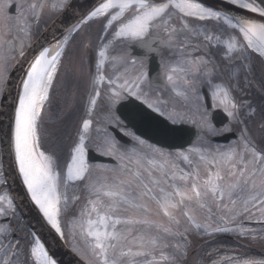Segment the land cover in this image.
Returning <instances> with one entry per match:
<instances>
[{"label": "snow or ice", "instance_id": "6c2138e0", "mask_svg": "<svg viewBox=\"0 0 264 264\" xmlns=\"http://www.w3.org/2000/svg\"><path fill=\"white\" fill-rule=\"evenodd\" d=\"M221 3L223 8L217 10L199 0H96L86 19H105L101 40L107 42H101L94 53L97 59L87 118L83 119L71 148L63 177L57 170L56 158L39 149V124L69 37L44 47L29 64L14 108L10 155L30 200L59 237L65 235L62 215L70 203L69 188L73 190L72 203L79 199L77 191L86 193L72 228L74 237L78 230L88 249L89 264H179L180 257L186 255L190 232L207 236L228 233L253 241L264 240V228L257 237L256 230L243 227L239 219L243 216L264 223V150H257L247 127L241 130L238 142L230 146L214 147L206 139L232 133L234 123H243L241 109L250 107L246 102H237L233 92H244L245 86H251L244 74L250 71L248 53L264 56V22L235 15L230 10L235 7L264 18V0ZM14 4L17 16L22 18L20 31L28 34L23 5L15 0H0V14L7 15ZM46 6V0H41L39 7L33 2L27 10L38 18ZM67 6L68 0L51 4L54 10ZM177 18L178 24L173 22ZM192 19L222 27L214 32L191 24ZM109 35L111 39H107ZM118 41L128 49L141 50L144 56H132L127 50L110 56V48ZM194 41H202L203 49L201 43ZM221 46L223 66L208 56L209 48ZM162 49H167L175 59L161 60L156 76L150 77L147 57L162 56ZM198 51L204 54L192 55ZM20 55H24L23 51ZM106 63L114 71L124 66L123 71H115L108 78L103 74ZM128 64L133 69L138 66L134 76L128 75ZM6 71L7 56H0V92L7 86ZM224 71L229 73L227 83L220 76ZM217 79L221 82L215 83ZM104 83L109 89L104 96L103 119L130 139L131 146L121 143L109 127L93 129V112L101 97L99 86ZM154 84L171 89L185 102L186 109L178 111L159 95L153 99ZM203 89L210 93L211 111L203 99ZM217 109L226 113L228 119L222 127L213 123L212 112ZM187 124L199 129L197 138L201 143L174 152L150 143L129 127L142 126L146 130L144 135L164 141L181 134ZM260 127L264 130V125ZM90 149L100 156L114 158L117 163L90 164ZM2 169L0 164V185L5 183ZM93 170L101 173L95 180L90 179ZM77 182H82V188L76 187ZM13 199L7 192L0 194V217L9 220L0 225V264H57L40 236L14 235L16 229L10 222L15 216ZM213 209L227 213L218 217L219 225L215 226ZM29 236L25 255L21 241ZM181 238L184 243H177ZM72 250L79 252L75 247ZM239 264H264V260L247 258Z\"/></svg>", "mask_w": 264, "mask_h": 264}, {"label": "water", "instance_id": "95a60500", "mask_svg": "<svg viewBox=\"0 0 264 264\" xmlns=\"http://www.w3.org/2000/svg\"><path fill=\"white\" fill-rule=\"evenodd\" d=\"M205 5L213 4L214 6L223 8V4L221 0H199ZM94 1L88 0H72L67 9L49 26V28L43 33V35L35 42V44L28 50L26 54L23 55L18 64L13 68L12 72L7 81V86L5 88L1 105H0V145H1V153H2V161H3V171L5 175L6 182L8 184L11 196L14 198L13 201L15 206L20 213L21 217L28 225L30 231L40 236L42 242L45 243V246L49 249V254L53 256L54 259L57 260V264H88L84 261L80 256L75 254L70 248L67 247L63 239H58L53 237L47 230V228L43 225L41 220L35 214L33 208L30 203L24 196L23 190L17 180V176L15 173L13 158L10 155V139L9 133L11 130V103L13 94L18 84L19 78L25 66L28 62L56 35L63 33L64 37L68 36L71 31L75 28L78 23V18L81 14L93 4ZM15 5L10 8L9 12L14 13ZM228 10V9H225ZM230 11H234L236 13H245L244 10H237L233 7ZM252 19H262L258 15H250ZM40 16V15H39ZM250 18V19H251ZM15 42L19 52L22 51L23 43L22 41L15 37ZM90 62H91V72L92 76L94 75V54L93 52L90 54ZM155 86V84H154ZM92 90V83L90 88V93ZM90 96V94H89ZM88 96V98H89ZM207 105L209 106V110H211V103L207 99ZM118 113L120 114V110L118 109ZM222 111H215L213 114V119L216 121V118H220L222 115ZM224 115V114H223ZM123 118V116H121ZM127 122V121H126ZM129 127L133 128L139 135H142L146 139L155 142L164 147H169L172 149L185 148L189 146L192 141L198 136L199 131H197L193 127L183 126L184 131L178 136L169 138L167 140L161 141L159 138L152 137L150 135H144L145 128L142 126L133 127L129 125ZM89 162H108V159H105L101 156L96 155L93 151H89Z\"/></svg>", "mask_w": 264, "mask_h": 264}, {"label": "rangeland", "instance_id": "374dc122", "mask_svg": "<svg viewBox=\"0 0 264 264\" xmlns=\"http://www.w3.org/2000/svg\"><path fill=\"white\" fill-rule=\"evenodd\" d=\"M15 2L23 5L22 11L24 12V15L27 16V18H28V24H29V29H30L31 19L33 16L27 10V6L33 2L37 3V0H15ZM57 2H58V0H52L51 3L53 4V3H57ZM49 11H50V13H46L44 16V25H45L46 21L53 19L62 10H54V9L50 8ZM178 15L179 14L177 13V17H178ZM102 20H103V18L100 20H97L99 22V24L92 27V28H88V29L101 31L102 30V25H101ZM192 20H194L195 22L198 23L195 25L207 27L209 30L214 31V32H217L218 29L222 27V26L216 25L214 22H211V21L200 22V21H197L195 19H192ZM173 22L178 24L179 23L178 18L175 19ZM14 24H16V31L23 33V31H20V27L22 26V18H19L18 16H9L8 11H7V15L0 14V56H7V71L4 73L7 80H8V77H9L11 70L13 69V67L15 66V64L17 63V61L19 59V54L15 50L14 42L10 36L8 37V35L12 31L11 26H14ZM44 25L41 26V28H44ZM88 32H89L88 30L83 32L80 35V38L82 39L85 35H87ZM20 37L25 42V46L30 44L29 32H28V34H22ZM111 38L112 37H110V39ZM195 42H202V41H195ZM86 44L88 45L87 41H85V43L83 45L82 52L80 53L81 55H84L85 57L87 56V52H88V47H85ZM122 44H123V42H120V41L116 42L115 45H118V47L115 48V51L117 50V48L118 49L121 48ZM221 48H222V46H221ZM110 49H112V48H110ZM121 52H123V51H121ZM121 52H118V50H117V52H114L113 54H119ZM249 54H250V52L248 53L249 60L247 61V67L250 69V71L245 72L244 74L245 75L250 74V77H248L249 81H251V83L254 82V84L257 85L256 88H258V89H256L253 85L254 89L253 88L252 89L254 91L255 96H252L253 99H252V103L250 104V107H248V109L243 108L241 110L240 116L245 121H248L249 123H250V120H252V128L254 129L256 136L260 139L259 143H261L262 146L264 147V130H262L260 127L261 125H264V113H263V109H264V66L259 60H257L255 55L252 54L253 59H254V60H252L250 58V56H252V55H249ZM77 55H78L77 51H75L74 48L71 49L67 54V58H69L68 63H66V64L64 63L62 73L60 76V80H59L58 84L56 85V89H55L56 94L61 96V97H59V99H61V98L63 99V96H66L71 92V91L68 92L65 89V84L68 85V81H69L66 79V77L69 76V78L73 79L75 82L76 78L80 75L78 72L79 71L84 72V70H86V68L83 67V64L81 62L74 64V58L73 57H77ZM256 61H258V62H256ZM64 78L66 79L67 83H66ZM63 79H64V82H63ZM227 82H229V81H227ZM72 89H74V88H70V90H72ZM2 93L3 92H0V100L2 97ZM253 109H254V111H253ZM43 125H46V123L43 122ZM51 125H53L52 129H54V130L57 128H60V125L58 122H56L55 124L52 123ZM41 126L42 125H39V136H40V132H41ZM39 141H40V138H39ZM237 142H238V140L235 142H232L228 146L235 144ZM200 143H201V141H199L197 143V145ZM211 145L213 146V144H211ZM39 149H40V147H39ZM78 184H79V182H77L76 187L81 188L82 186H80ZM78 192L79 191H77L76 194ZM68 194H69L70 203H69L68 208L64 211V213L62 215L63 228H64V231L66 232V234L68 236V241H69V244L71 245L72 249L74 247L78 248L79 252H76V253L80 257H82L85 261H87L89 263L91 256L88 252V249H87L86 245L84 244L82 238L78 235V230H77V235L74 237L73 228H72L73 220H74V218L79 216V210L83 206V204L85 203V199L81 198V196H79V199L77 201H75V203H72L71 197L73 195V190L71 187L69 188ZM213 212H214V214H218L220 216L221 215H227V213L217 212L215 209H213ZM217 219H218V217H217ZM239 219L241 221H243V224H242L243 227L255 229L257 237H259L261 235L260 229L264 228V226H262V225L252 226V222L256 221L255 219L248 220L243 216H241ZM247 222H250V223H247ZM217 225H219V222L217 223ZM219 235L220 236H230V237L236 238L237 243H238V247H242L244 250L247 251V254L244 255L245 254L244 250L237 251L238 254L236 253L235 250H233V254L230 257L225 258V259L229 258V260L232 261L231 262L232 264H239V262L243 259L254 258L251 255H249L250 251L245 248V247H247L245 245L249 244V246H250V243H246L244 238L239 237L235 234H227V233L219 234ZM226 240H228V239H226ZM261 242H264V240H261L259 238L256 241L251 240V243H253V244H259ZM206 247H210V246H206ZM235 254H237L238 259L231 258ZM216 257H220L222 259L225 257V253H221L219 256H216ZM254 259L264 260V258H254ZM162 264H164V262H162ZM224 264H229V262L224 261Z\"/></svg>", "mask_w": 264, "mask_h": 264}, {"label": "flooded vegetation", "instance_id": "af4514ba", "mask_svg": "<svg viewBox=\"0 0 264 264\" xmlns=\"http://www.w3.org/2000/svg\"><path fill=\"white\" fill-rule=\"evenodd\" d=\"M194 43H196V42L194 41ZM199 43H201V48L203 49V47H204L203 42H199ZM125 50H128V51H130L132 53V48L128 49L126 44H124V49H122V51H125ZM162 52H163L162 56L149 55L147 57L146 63H147V68H148L150 77H155L156 76V74L158 72V67H159V64H160L161 60H174L175 59V56L171 55L168 52L167 49H162ZM202 54H204L203 51H198V52H193L192 53L193 56L202 55ZM109 55L113 56V55H117V54H111V51H109ZM222 55L223 54H222L221 47H211V48L208 49V56L210 58H212L216 62V64L221 65V66H223L224 63H225L224 60L222 59ZM143 56H144V54L143 55H137L135 57H141L142 58ZM96 59H97V57H96ZM79 60H80V62L81 61L84 62L85 66L87 67V70H88V88H89V82H90L89 60L86 58L83 61L81 57L79 58ZM123 67L124 66H118V68L115 71H123ZM126 67L129 68L128 75L130 77L134 76L136 74V70H138V66H137V69H133L131 64L126 65ZM115 71L111 68L110 64L106 63L105 66H104L103 74L106 77H108V78H112L115 75ZM220 76L222 77V79H223V81L225 83H227V81H229V73L227 71H224V72L220 73ZM247 77H250V74L247 75ZM80 81L82 83L84 82L83 84H85V81L82 80V78H80ZM120 82H122V81H120ZM214 82L215 83H219V82H221V80L217 79ZM99 87H100V90H101V97L98 98L97 106H96V108H95V110L93 112V120H94L93 129H95L97 126L109 127V131L112 132L116 137L117 136L122 137L124 142L121 141V143L126 144L128 146H131L132 142L130 141V139L126 140V138L123 137V134L119 133L115 129L114 126H108L106 124V122L104 121L103 117L106 115V109L104 107V96H105V94L107 93V91L109 89V85L107 83H104V84L100 85ZM251 87L250 86H245L244 92H239V91H234L233 92V95L236 97L237 102H240V103H245L246 102L247 104L249 103L248 105L250 106V104L252 103V99H253V97H252L253 95L251 93V90H252ZM88 88H87V91H88ZM207 92H208L207 89H203L202 90V95H203V99H204L205 103H206L205 93H207ZM156 95H159L162 100L168 101L169 102V106L174 104L178 111H184L186 109V107H187L185 102L181 98L176 97L174 95V93L171 91V89H169L167 87L156 88V87L153 86V88H152V98L154 99L156 97ZM209 96H210V93H209ZM209 99H211V96L209 97ZM244 108L248 109V107H244ZM217 110H219V109H217ZM240 119H241V121H243L245 126L249 129L250 134L254 135V137L256 139V140L255 139L254 140H255V143H256L257 150L258 151L264 150V149L260 148V145L258 143V142H260V139L256 136V134L254 132V129L252 128V120H250V123H249L248 121H245L241 116H240ZM226 123H228V121ZM243 123H234V129L235 130L232 133H227V134H225L223 136L207 137L206 139L208 140V142L213 144L214 147L217 146V145L228 146L232 142H235V141L238 140L240 132L243 129L242 128V124ZM187 125L195 127L194 125H191V124H187ZM232 134H235L236 137L234 139H231L227 144L217 143V142H215L213 140V139H218V138H221V137L225 138L228 135H232ZM93 135H95L94 131H93ZM117 139H118V137H117ZM199 141L200 140H198V138H197L194 141L193 145H197V143ZM150 143H152V142H150ZM152 144H154V143H152ZM158 147H160V146H158ZM164 149H166L167 151H170V152L182 151V150H170V149H167V148H164ZM94 153L99 155L96 152H94ZM102 157H104V156H102ZM104 158L110 159L111 161L109 160L108 162H96V163L94 162V163H91V164L113 166V165H115L117 163L116 160L114 158H112V157H104ZM0 164L3 165L1 149H0ZM181 167H185V166L183 164H181ZM2 171H3V169H2ZM100 175H101L100 172H98L96 170H93L90 179L91 180H95ZM3 178L5 180V183L3 185H0V194H3L5 192H7L11 196L8 184H7L6 179H5L4 171H3ZM80 186H83V184L81 183ZM77 195L81 196V198L85 199L86 193H84L82 191H79L77 193ZM219 216L220 215H218V214H214V216H213L214 226L217 225V223L219 222L218 219H217V217H219ZM8 222H9V220L7 218L0 217V225H3V224L8 223ZM10 222H11L12 226L16 229V233H14V235L17 238H21V237L27 236L26 231H25L26 227H25L24 221L22 220L21 216L19 215V213H18V211L16 209V206H15V216L11 218ZM218 236H219V234H213L212 236H207V235H203V234H196L195 232H190L188 237H187L188 243H187V246H186V255L180 257L179 264H214V262H215V264H218L215 259L207 258L209 256V255H207L208 252L212 251V250L214 252L213 247L221 244V243H216V245L210 246V242H212L211 240L218 239L217 238ZM223 237L224 238H228L229 237V239L235 240L233 237H230V236H223ZM5 242H7V241H5ZM176 242L177 243H181V244L184 243L182 238L181 239H177ZM21 243L23 245V250H24V253L26 255L27 251H28L29 242H28V240H22ZM206 246H210V247H206ZM250 248H251V250L255 249L254 246H251ZM168 251L171 252L172 249H168ZM261 256L264 257V254H261Z\"/></svg>", "mask_w": 264, "mask_h": 264}, {"label": "trees", "instance_id": "16d2710c", "mask_svg": "<svg viewBox=\"0 0 264 264\" xmlns=\"http://www.w3.org/2000/svg\"><path fill=\"white\" fill-rule=\"evenodd\" d=\"M257 2H260V0H257ZM44 16L41 24H39L40 26L35 28V38L43 31L41 26L44 25ZM53 19L46 21L44 28H47ZM78 35L79 34L75 35L72 44L77 53L80 52L82 42L87 41L92 47H96L102 37L101 32L97 30H89V34L85 35L82 39L78 37ZM77 87L78 90L72 89V91L68 85L65 84V89L71 92L63 96V99H59L61 96L56 94V92L54 95L52 92L51 98L46 103L45 109L42 112V118L39 124L42 125L40 132V147L46 154L56 158L58 164L57 170L61 172L62 177L66 172L67 164L70 162L71 148L77 141V134L81 131L80 126L86 112L84 108V95L81 93V88L79 86ZM43 122H45L46 125H43ZM56 122L59 123L60 128L54 130L51 124H55ZM25 231L27 235L30 233L27 227ZM64 236L67 239L66 233ZM28 238L29 240L31 239L30 236Z\"/></svg>", "mask_w": 264, "mask_h": 264}, {"label": "bare ground", "instance_id": "6f19581e", "mask_svg": "<svg viewBox=\"0 0 264 264\" xmlns=\"http://www.w3.org/2000/svg\"><path fill=\"white\" fill-rule=\"evenodd\" d=\"M88 1H94L93 2V4H91L90 5V7H88V9H86L82 14H81V16L78 18V20H76V21H78V23L76 24V26H75V30H77L82 24H85V23H87V22H89V21H91V20H87L86 19V16H87V13L96 5V0H88ZM157 2H166V0H157ZM221 9V7L218 9V10H220ZM247 14H245V13H236V12H234V11H231L233 14H235V15H242V16H245V17H247V18H251L248 14H250V15H258V16H260L259 14H253V13H250V12H248L247 10H244ZM94 19H99V18H94ZM94 19H92V20H94ZM252 19V18H251ZM254 19V18H253ZM255 20H257V21H260V22H264V20H262V19H255ZM63 39H64V34L63 33H60V34H58V35H56L55 37H53L44 47H49V46H52V45H54V44H56L57 42H60V41H63ZM43 47V48H44ZM65 47H66V45H65ZM65 47H64V49H65ZM42 48V49H43ZM41 49V50H42ZM254 53H256V52H254ZM257 55H259L262 59H263V61H264V56H261L259 53H256ZM36 55H38V53L36 54ZM35 55V56H36ZM34 56V57H35ZM33 57V58H34ZM33 58L28 62V64L25 66V68L23 69V71H22V73H21V76H20V78H19V81H18V84L16 85V88H15V91H14V94H13V98H12V103H11V105H12V107H11V129L14 127V108H15V106H16V104H17V97H18V94H19V92L21 91V89H20V83H21V80L23 79V78H25V73H26V71L28 70V67H29V64L32 62V60H33ZM54 81V80H53ZM12 158H13V156H12ZM13 165H14V162H13ZM14 169H15V173H16V176H17V180H18V182H19V184H20V186H21V188H22V190H23V193H24V196H25V198L27 199V201L30 203V205H31V207L33 208V210H34V212H35V214L37 215V217L41 220V222L43 223V225L47 228V230H48V232L53 236V237H55V238H58V239H62L61 237H59V235L58 234H56L55 232H54V230H50V227L49 226H47L46 225V222L44 221V219L42 218V213H40L39 212V210H38V208H37V206H35L34 205V202H32L31 200H30V196L27 194V192H26V186H24L23 184H22V178L19 176V174H18V170L16 169V167H15V165H14Z\"/></svg>", "mask_w": 264, "mask_h": 264}]
</instances>
